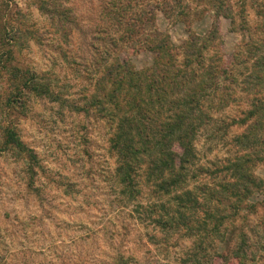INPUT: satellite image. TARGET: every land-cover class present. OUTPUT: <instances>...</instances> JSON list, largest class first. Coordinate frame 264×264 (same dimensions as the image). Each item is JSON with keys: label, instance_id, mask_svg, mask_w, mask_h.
<instances>
[{"label": "rangeland", "instance_id": "374dc122", "mask_svg": "<svg viewBox=\"0 0 264 264\" xmlns=\"http://www.w3.org/2000/svg\"><path fill=\"white\" fill-rule=\"evenodd\" d=\"M169 2L0 0L2 20L23 29L13 46L14 62L36 72L53 90L51 96L31 95L25 109L9 117L3 105L6 81L0 76V126L13 120L38 157L30 170L28 159L10 150L0 155V264H194L189 260L193 239L186 231L156 226L149 217L142 219L146 214L139 201L122 199L110 147L111 120L92 103L106 63L120 58L140 70L154 65L153 52L123 37V28L142 6L154 11L156 27L170 35L178 52L190 35L205 36L217 27V39L205 50L207 62L219 56L220 64L233 71L222 75L219 88L203 100L190 186L217 187L229 177V161L249 152L264 156V144L237 139L256 122L257 115L242 120L257 97H264V78L254 67V60L264 56V0H225L231 17H217L214 0ZM139 29L143 38L146 29ZM177 60L182 69L181 54ZM193 79L190 75L185 85L174 86L173 96L186 95L195 87ZM259 133L264 135V125ZM252 167L262 189L238 209L225 208L229 240L214 246L244 248L250 264H262L264 161ZM144 190L143 196L152 194V188ZM200 260L218 262L205 261L203 254Z\"/></svg>", "mask_w": 264, "mask_h": 264}, {"label": "trees", "instance_id": "16d2710c", "mask_svg": "<svg viewBox=\"0 0 264 264\" xmlns=\"http://www.w3.org/2000/svg\"><path fill=\"white\" fill-rule=\"evenodd\" d=\"M214 1L217 17H231V7L225 0ZM151 13L154 11L146 6L135 12L130 17L133 21L123 28V37L153 52L154 65L140 70L130 59L116 58L105 64L96 80L97 93L92 95V103L111 120L110 147L117 157L115 175L122 199L139 201L141 212L146 214L142 219L149 217L156 226L169 231H186L193 239L189 260L194 264L201 263V254L209 263L215 259V264H250L252 259L244 248L232 250L229 244L228 249L219 250L214 245L217 240H229L230 216L225 208L238 209L257 189H262L263 181L256 179L252 166L264 161V156L254 158L249 152L229 161V177L225 176L217 187L190 186L189 167L196 157L194 139L205 116L203 100L219 88L222 75L233 72L220 64L219 56L207 62L205 50L217 39L218 29L213 27L205 36L190 35L178 52L170 35L156 27ZM3 16L0 15V76L6 81L4 113L10 117L25 109L31 95L51 96L53 90L36 72L14 62L13 46L23 29L10 26V20L3 21ZM139 27L146 29L143 38ZM180 54L182 69L177 60ZM254 67L258 77L264 78V56L254 60ZM189 74L197 80L195 87L189 88L186 95L173 96L174 86L185 85ZM263 112L264 97H257L242 121L246 123L256 115L257 120L248 132L237 136L240 143L252 139L255 147L264 144V135L259 133L264 125L260 124ZM7 150L28 159L30 170L38 162L37 154L24 143L13 120H5L0 126V155ZM144 188H152V194L143 196ZM146 198L149 199L143 204L141 200Z\"/></svg>", "mask_w": 264, "mask_h": 264}]
</instances>
